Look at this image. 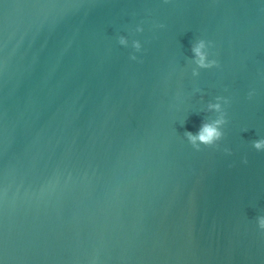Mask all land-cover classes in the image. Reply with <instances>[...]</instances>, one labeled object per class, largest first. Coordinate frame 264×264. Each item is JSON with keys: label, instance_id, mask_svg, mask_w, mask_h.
<instances>
[{"label": "water", "instance_id": "1", "mask_svg": "<svg viewBox=\"0 0 264 264\" xmlns=\"http://www.w3.org/2000/svg\"><path fill=\"white\" fill-rule=\"evenodd\" d=\"M216 95L230 155L185 136ZM261 136L262 0H0L3 264H264Z\"/></svg>", "mask_w": 264, "mask_h": 264}, {"label": "clouds", "instance_id": "2", "mask_svg": "<svg viewBox=\"0 0 264 264\" xmlns=\"http://www.w3.org/2000/svg\"><path fill=\"white\" fill-rule=\"evenodd\" d=\"M264 2V0H262ZM153 27H164L163 24H154ZM145 31L144 23L140 22L130 30L132 34H139ZM118 43L124 47H131L133 51L130 54L132 61H139L141 57L138 55L145 51L144 41L140 38H133L130 40L129 35L121 34L118 36ZM215 42L206 37H198L192 46L194 56V66L191 68L193 77H198L202 69H212L221 66V61L218 54L214 51ZM200 91V89H197ZM257 94L255 87H250L247 93V98L252 100ZM232 103V97L226 95H216L215 98L208 102L207 108L209 111L215 113L213 119L202 123L197 132L186 131L185 136L187 141L193 148L199 150L202 146L215 147L222 150L225 154H231L233 149L222 141L226 135V126L229 123L228 108ZM252 147L258 152H264V136L253 140ZM244 163H247V157H244ZM256 222L258 228L264 231V214L257 216ZM0 264L3 260L0 259Z\"/></svg>", "mask_w": 264, "mask_h": 264}]
</instances>
